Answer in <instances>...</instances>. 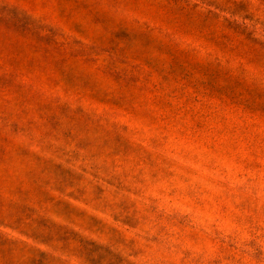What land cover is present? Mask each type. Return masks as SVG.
I'll list each match as a JSON object with an SVG mask.
<instances>
[{
	"label": "rangeland",
	"instance_id": "rangeland-1",
	"mask_svg": "<svg viewBox=\"0 0 264 264\" xmlns=\"http://www.w3.org/2000/svg\"><path fill=\"white\" fill-rule=\"evenodd\" d=\"M0 264H264V0H0Z\"/></svg>",
	"mask_w": 264,
	"mask_h": 264
}]
</instances>
